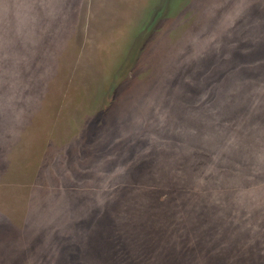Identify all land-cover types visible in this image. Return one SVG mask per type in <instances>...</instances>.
<instances>
[{
	"label": "rangeland",
	"instance_id": "1",
	"mask_svg": "<svg viewBox=\"0 0 264 264\" xmlns=\"http://www.w3.org/2000/svg\"><path fill=\"white\" fill-rule=\"evenodd\" d=\"M0 264H264V0H0Z\"/></svg>",
	"mask_w": 264,
	"mask_h": 264
}]
</instances>
